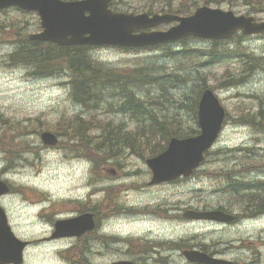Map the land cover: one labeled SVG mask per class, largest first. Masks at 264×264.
Wrapping results in <instances>:
<instances>
[{"label": "rangeland", "instance_id": "rangeland-1", "mask_svg": "<svg viewBox=\"0 0 264 264\" xmlns=\"http://www.w3.org/2000/svg\"><path fill=\"white\" fill-rule=\"evenodd\" d=\"M116 1H120L118 6L120 11L134 12L135 7L145 5L148 1L159 3L163 0ZM219 7L232 9L237 14H247L244 6L230 7L224 3ZM255 15L264 19V13ZM169 26L160 28L166 29ZM40 30L41 21L38 13L16 8L0 10V148L7 152L5 154V151L0 150V174L2 173L4 178L21 189L17 199L9 200L7 204L18 229L24 232L23 236L30 239L43 236L42 232L45 230L43 226L45 224L39 223L36 217L40 207L48 206L45 213H51L55 209L60 212L58 216L65 217L77 215L73 212L75 203L80 206L81 202L86 201L83 206L88 205L91 208L92 202L88 196L93 189L92 179L97 176L96 170L92 169V162L72 155L75 151V144L72 143H77V140L61 138L60 144L54 148L44 145L41 138L46 130L56 133L61 123L63 129H68L69 125L65 123L64 117L72 119L86 112L72 101L67 77L34 76L25 65L11 66L6 62L7 54L17 47L14 40L19 38L17 34L14 36L17 31L21 35L29 36ZM235 43L226 40L215 44L212 40L190 38L155 50L126 51L117 47L100 46L96 47L92 54L95 59L108 66L142 68L144 65L152 66L154 68L152 71L159 74H187L190 78L187 80L190 82L181 85L178 89L172 87L170 98H164L162 105L167 107L171 115L178 114L177 117L182 118L184 126H193L195 120L190 106L182 107L193 101L203 85V80L218 94L231 117H235L237 108L242 105L253 108L264 104L262 100L264 72L256 73L246 84L232 88L227 86L230 81L227 78L230 74L238 73L236 71L240 70V63L232 59L208 64L212 49L223 52L226 46L235 47ZM243 44L257 55H264V37L250 36L243 39ZM169 50L179 53L169 56ZM151 89L154 92L158 91L157 86ZM104 107L95 115L100 123L89 124L94 128L91 133L92 138L102 137V130L96 127H100L103 123L108 124L109 120L112 121L113 127L120 126L126 131L136 130L141 126L140 123L131 120L129 115L118 114ZM244 147H251L253 150H240ZM218 149L222 151L220 159L217 161L216 156L215 158L213 155L209 156L201 170L227 171L228 168L239 167L240 163L246 166L251 162L250 170L254 171H250L247 178L264 179L262 132L237 123L231 118L224 125V130L213 151ZM12 154L13 157L16 155L19 161H13L11 164L14 168L7 170L5 165L12 158ZM121 155L126 157L122 161L123 168H118V165L111 160L98 169L100 171L98 176L104 177L100 180L99 186L110 185L109 190H115L126 188V184L136 183L139 188L124 192L119 200L113 201V204L112 201L108 206L103 204L108 207V213L110 211L121 213L124 211L123 205L125 208L138 209L158 206L160 217H152L145 212L146 216L123 214L120 219H114L112 227L116 231L113 234L119 235L123 240L126 239V242L123 241L122 250L115 247L116 242H111V251L107 250L108 245L103 246L97 242V247L94 244L93 247L100 249L101 253L83 255L86 264H101L118 259L134 260L137 258L134 257L135 253L153 249L158 244L162 247L153 249L152 254L141 255H145L144 258L148 259L149 264H155L154 261L160 260H162L161 264H192L184 256V249L208 252L211 247L228 249V255L221 257L223 259L243 261L240 264L251 263L253 259L254 264H264V215L231 224L214 222L210 219L186 220L182 217L187 209L212 210L218 207H224L244 216L241 197H231V194L223 192L221 188V181L226 180L222 175L224 171L218 176L195 174L187 179L181 178L177 182L149 185L152 173L145 163L146 159L136 155ZM106 168H115L118 173L111 175L107 171L108 174ZM109 200L111 199L108 198L104 203ZM39 201L43 202L37 203ZM117 201L119 209H116ZM170 212L174 213V219L168 217ZM65 217L58 218L66 219ZM127 241L136 248L130 250ZM84 242L85 248L91 247L87 244L89 243L87 240ZM167 246H174L177 250L170 253L165 250ZM48 249L30 247L27 250L26 264H66L65 259L67 263L69 262L70 255H62L64 258L62 260V256L55 255L52 248L48 247Z\"/></svg>", "mask_w": 264, "mask_h": 264}, {"label": "trees", "instance_id": "trees-1", "mask_svg": "<svg viewBox=\"0 0 264 264\" xmlns=\"http://www.w3.org/2000/svg\"><path fill=\"white\" fill-rule=\"evenodd\" d=\"M224 3L230 7L244 6L247 13H264V0H163L159 3L148 1L145 5L135 7L133 11L190 15L202 4L220 6ZM119 5L120 1L115 0L112 3V8L119 11ZM18 32L14 34V36L16 34L19 36L18 39H14L17 47L7 54L6 62L11 66L25 65L34 76L64 75L67 77L72 101L81 106L83 110L85 109L86 112L83 113L84 115H77L72 119L64 117L65 123L69 125L68 129H63L61 123L59 130L55 132L62 139L67 137L77 140V143H72L75 144V151L72 153L92 161L94 168H102L111 160L118 165V168H123L122 161L126 157L121 154L136 155L146 159L163 152L171 137H187L200 132L198 101L204 89L210 87L204 80L193 101L187 105L184 103L185 105L182 107L190 106L195 120L193 126H184L182 118L179 119L178 114L171 115L167 111V107L162 104H164V98H170L172 87L178 89L181 85L190 82L187 74H159L152 71L154 69L152 66L144 65L142 68L108 66L94 58L92 54L94 47L85 45L59 46L52 42L31 41L28 35H21ZM244 38L243 34H236L229 39L236 42L235 47L226 46L223 52L216 49L210 51L208 64L231 59H236L240 63L241 68L236 71L238 73L230 74L227 78L230 79L228 87L242 86L249 82L256 72H264V55H257L248 49L243 44ZM218 42L215 41V44ZM171 44L173 43L145 49L155 50ZM123 49L126 51L138 50ZM178 53L179 51L169 50V56ZM154 86H157L158 91L154 92L151 89ZM262 100L264 101V99ZM104 106L118 114L129 115L131 120L140 123L141 126L136 130L126 131L120 126L113 127L112 121L109 120L108 124L103 123L100 127H96L102 130V137L92 138L91 133L94 128L89 124L100 123L95 115L99 110L104 109ZM231 118L237 123L254 128L264 134V104L253 108L242 105L237 108L235 117L228 114L226 122ZM1 149L4 150L2 147ZM240 150L252 151L253 149L244 147ZM221 153V149L210 150L207 152V158L213 155L214 158L216 156V160L220 159ZM251 166V162H249L246 166H242L240 163L239 167L228 168L227 171L203 169L197 171V175L218 176L221 174L220 172L224 171L222 175L226 177V180L221 181L223 192L231 194V197H241L242 214L256 217L264 214V179L247 178L250 171H253L250 170ZM218 208L230 211L224 207ZM83 210H90V207L86 205Z\"/></svg>", "mask_w": 264, "mask_h": 264}, {"label": "water", "instance_id": "water-1", "mask_svg": "<svg viewBox=\"0 0 264 264\" xmlns=\"http://www.w3.org/2000/svg\"><path fill=\"white\" fill-rule=\"evenodd\" d=\"M112 0H0V9L18 6L25 10L37 11L41 18L42 30L31 34L32 40L50 41L61 46L69 45H114L144 47L167 43L195 36L206 39H226L241 30L246 35L264 32V20L257 21L253 15H237L233 10L212 7H198L191 15L174 13L115 12L110 8ZM177 22L167 30H150L162 24ZM227 111L212 89L202 94L198 119L201 132L198 135L172 137L167 149L146 163L153 173L150 184L176 180L190 176L194 169L205 160L206 151L216 143L226 118ZM42 140L47 145H56L58 137L51 131H44ZM0 181V194L8 189ZM184 216L197 219L233 221L234 215L221 210L206 212L187 211ZM0 226L11 232L0 208ZM94 228L92 213L57 223V235L80 236ZM1 230V231H2ZM10 237V236H9ZM11 239V238H10ZM26 242L19 241L18 252L13 260L22 262ZM185 256L195 263L231 264L229 260L216 258L192 249L185 250ZM7 257L0 253V259ZM8 258V257H7ZM9 262V261H7ZM109 264H138L120 260Z\"/></svg>", "mask_w": 264, "mask_h": 264}, {"label": "flooded vegetation", "instance_id": "flooded-vegetation-1", "mask_svg": "<svg viewBox=\"0 0 264 264\" xmlns=\"http://www.w3.org/2000/svg\"><path fill=\"white\" fill-rule=\"evenodd\" d=\"M0 178L5 179L6 181H8V179L3 177V174H0ZM9 183V181H8ZM8 191L5 194H0V206L3 208L5 214L7 215V220H8V224L10 225L13 233L20 239L27 241L28 244L24 250V253L26 255L27 250L30 247L35 246L36 248H40V249H45V250H49V248L53 249V252L55 255H70L71 258L69 260V262H66V259L64 260L63 256H62V260L65 261L66 264H80L82 256L86 255V253H90L91 255H96L98 253H101V250L96 248L97 245L96 243L99 242L101 243L103 246H107L109 248H107L108 251H111V246L112 243L111 242H116V248H120L122 250V246H124V242H126V239L123 240V238H121L119 235L117 234H113L114 231H116L113 227V220L118 218L120 219V216L125 214L126 216H129L130 214H138L141 212V214H144L145 212L149 213V215H151L152 217L155 216L156 218H158V216L160 217V208L158 206H148V207H141V211L138 208H125L123 205V209L124 211H122L121 213H113V212H109L108 213V206L109 203L113 204L114 200H119V198L123 195L124 192H127L128 190H130V188H125L121 191H115L113 190H109L110 185L109 186H101V188H99V186L96 188H94V193H93V203H92V208L91 211L94 214V220H95V227L94 229L89 232L86 233L84 235L81 236H76V237H61V236H56V229H55V223L57 220L62 219V218H58V217H65V216H58V214H60V212L58 210H53V212L51 213H45L46 210L48 209V206H44L43 208L40 207V209H38L37 213H36V217H38V222L39 223H43L45 225L44 228L45 230L42 232L43 236L38 237L36 239H30L26 236H23V231H21L20 229H18L17 224L13 221V217L11 215V211L10 208L8 207L7 202L9 200H16L18 197V193L21 191V189L18 188V185L16 184H12L9 183V186L7 187ZM108 195H107V194ZM102 198V200H101ZM108 198H110L111 200H109V202L104 203L105 200H107ZM116 198V199H115ZM26 200V199H25ZM44 201V200H43ZM43 201H39L37 203H41ZM103 204H107L106 206ZM78 204H74V210L73 212H76L77 215L82 213V208H79L80 206ZM35 206V205H34ZM117 208H118V201H117ZM192 208V207H191ZM45 210V211H44ZM149 210V211H147ZM35 212V211H34ZM128 212V214L126 213ZM77 215H73V216H69V217H65L67 218H71ZM169 216L171 217V219H174L173 217L175 216L173 212L169 213ZM54 217L56 219H54ZM64 219V218H63ZM238 220V219H237ZM3 237V233L0 232V252H3L5 250V252L7 250H9V248H7V246L9 245V242H3L2 240ZM114 237H116V239H113ZM129 239V238H127ZM84 240H87L90 244L91 247H87L85 248V242ZM124 241V242H123ZM169 243H174L173 241H168ZM93 244L96 247H93ZM143 245H146L147 243H142ZM127 247H131L130 250H133L134 248H136V246H131V244L128 243L127 241ZM4 246V249H3ZM11 251H10V255L13 256L15 255V252L17 253L18 251V242H11ZM62 246V247H61ZM162 246L160 244H158V246H154L153 249L156 248H161ZM147 250V248H145ZM152 248H150L147 251H139L138 253H135L134 257H137L136 259H134V261L140 262V263H148V259L144 258L145 255L141 256L142 254H146V253H153ZM210 250H208L209 254L214 255V256H220V257H226L228 255V249H223V248H219V247H211L209 248ZM143 250V249H142ZM167 251H169L170 253L175 252L177 250L176 247L174 246H167V248L165 249ZM162 252V250H161ZM138 255V256H137ZM9 258V257H8ZM9 259H12L11 257ZM253 260V259H252ZM251 260V262H252ZM11 262L9 263H2L0 260V264H18L17 262H13L12 260H9ZM162 261V260H160ZM157 261H154L155 264H161ZM245 261V259H244ZM243 262V261H241ZM241 262L239 261H235L234 260V264H240ZM26 264V257H25V263ZM243 264H251V263H243Z\"/></svg>", "mask_w": 264, "mask_h": 264}, {"label": "bare ground", "instance_id": "bare-ground-1", "mask_svg": "<svg viewBox=\"0 0 264 264\" xmlns=\"http://www.w3.org/2000/svg\"><path fill=\"white\" fill-rule=\"evenodd\" d=\"M47 131V130H46ZM141 211V210H140ZM147 211H149V210H147ZM141 213V212H140Z\"/></svg>", "mask_w": 264, "mask_h": 264}]
</instances>
